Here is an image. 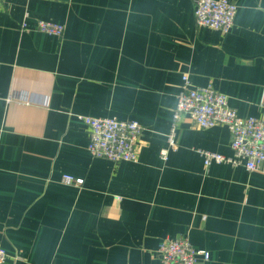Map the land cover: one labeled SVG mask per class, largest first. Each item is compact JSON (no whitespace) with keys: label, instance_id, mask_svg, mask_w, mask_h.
Listing matches in <instances>:
<instances>
[{"label":"crops","instance_id":"crops-1","mask_svg":"<svg viewBox=\"0 0 264 264\" xmlns=\"http://www.w3.org/2000/svg\"><path fill=\"white\" fill-rule=\"evenodd\" d=\"M232 1L222 32L197 24L194 0H1L3 264H163L160 244L184 235L210 252L196 264H264V165L199 153L232 155L228 127L183 115L161 157L184 74L264 117V0ZM79 114L138 120L137 159L92 156Z\"/></svg>","mask_w":264,"mask_h":264},{"label":"built area","instance_id":"built-area-1","mask_svg":"<svg viewBox=\"0 0 264 264\" xmlns=\"http://www.w3.org/2000/svg\"><path fill=\"white\" fill-rule=\"evenodd\" d=\"M194 17L199 25L228 32L234 25L238 5L232 0H194ZM1 2V0H0ZM27 29V22H23ZM36 28L42 32L61 36L65 25L39 18ZM189 115L202 128L225 125L231 133L232 155L199 149L205 166L213 162L242 165L250 171L260 170L264 165V117L240 116L229 104L228 95L212 85L196 87L191 85L187 74L183 75V84L177 96L173 110L171 128L167 134L168 147L161 150V157L168 158L170 148H177V132L183 115ZM78 117L88 125L90 138L88 150L94 157L109 160L135 161L138 141L143 126L136 119H119L114 116ZM179 146V144H178ZM67 184H81L83 178L65 173L62 178ZM158 252L163 264H196L200 258L208 260L210 252L193 246L188 236L163 241ZM8 259L6 249L0 244V264Z\"/></svg>","mask_w":264,"mask_h":264},{"label":"rangeland","instance_id":"rangeland-1","mask_svg":"<svg viewBox=\"0 0 264 264\" xmlns=\"http://www.w3.org/2000/svg\"><path fill=\"white\" fill-rule=\"evenodd\" d=\"M177 147H178V141H177ZM180 237V236H179ZM158 254H159V252H158ZM159 256H160V254H159ZM161 257V256H160Z\"/></svg>","mask_w":264,"mask_h":264},{"label":"trees","instance_id":"trees-1","mask_svg":"<svg viewBox=\"0 0 264 264\" xmlns=\"http://www.w3.org/2000/svg\"><path fill=\"white\" fill-rule=\"evenodd\" d=\"M120 119V118H119ZM88 143H89V141H88ZM88 146V145H87ZM107 159V158H106ZM123 161H126V160H123ZM115 162V161H114Z\"/></svg>","mask_w":264,"mask_h":264}]
</instances>
